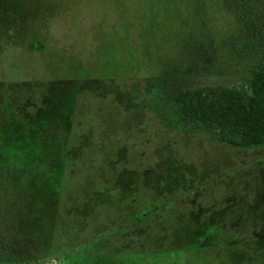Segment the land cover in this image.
<instances>
[{"label": "rangeland", "instance_id": "1", "mask_svg": "<svg viewBox=\"0 0 264 264\" xmlns=\"http://www.w3.org/2000/svg\"><path fill=\"white\" fill-rule=\"evenodd\" d=\"M239 28L264 0H0V264H264V145L173 102L242 81Z\"/></svg>", "mask_w": 264, "mask_h": 264}, {"label": "trees", "instance_id": "2", "mask_svg": "<svg viewBox=\"0 0 264 264\" xmlns=\"http://www.w3.org/2000/svg\"><path fill=\"white\" fill-rule=\"evenodd\" d=\"M252 34L239 28L234 36L247 61L242 81L183 88L175 97L184 116L235 147L264 145V45L252 47L249 40H257Z\"/></svg>", "mask_w": 264, "mask_h": 264}, {"label": "flooded vegetation", "instance_id": "3", "mask_svg": "<svg viewBox=\"0 0 264 264\" xmlns=\"http://www.w3.org/2000/svg\"><path fill=\"white\" fill-rule=\"evenodd\" d=\"M183 89V88H182ZM181 90V89H180ZM179 92V90L177 91V93ZM177 93L175 94V96H174V98H173V102H174V104H176V102H175V97H176V95H177ZM176 106L178 107V105L176 104ZM179 109V108H178ZM180 111V110H179ZM180 113L183 115V113L180 111ZM184 116V115H183ZM186 117V116H185ZM187 118V117H186ZM189 119V118H188ZM189 120H191V119H189ZM192 122H194L193 120H191ZM195 123V122H194Z\"/></svg>", "mask_w": 264, "mask_h": 264}]
</instances>
